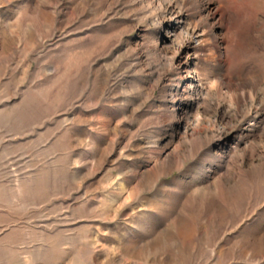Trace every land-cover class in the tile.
<instances>
[{
	"label": "rangeland",
	"instance_id": "374dc122",
	"mask_svg": "<svg viewBox=\"0 0 264 264\" xmlns=\"http://www.w3.org/2000/svg\"><path fill=\"white\" fill-rule=\"evenodd\" d=\"M0 264H264V0H0Z\"/></svg>",
	"mask_w": 264,
	"mask_h": 264
}]
</instances>
